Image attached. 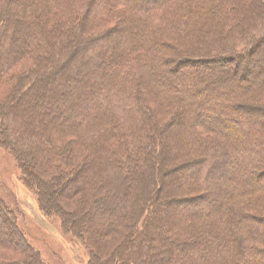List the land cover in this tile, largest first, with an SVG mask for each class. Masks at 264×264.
<instances>
[{"label":"trees","instance_id":"obj_1","mask_svg":"<svg viewBox=\"0 0 264 264\" xmlns=\"http://www.w3.org/2000/svg\"><path fill=\"white\" fill-rule=\"evenodd\" d=\"M43 15L47 16V22ZM98 16L103 17L102 21L113 18L115 22L109 23L116 26L130 20L132 28L125 31L120 44L119 40L111 44L107 40V33L111 31L98 33L101 30L97 27L99 22H92ZM209 24L212 26L205 27ZM199 26L204 30L202 36L194 41L185 40L188 50H181L183 38L195 34ZM121 31H118L119 39ZM173 45L176 51H171ZM197 49L206 50L205 55L191 61H198V64L205 61L220 69V64L230 63L236 57H248L247 61L252 62L250 58L259 53L264 59V0H0V94L7 88L0 104V116L6 110L0 118L4 127L0 132V146L10 148L11 145L20 161L26 156L56 173L63 174L64 166H72V176L66 178L64 188L72 187L73 193L79 194L91 192L94 197L89 199L88 206H92L93 214L100 215L106 222L109 233L121 229L129 220L124 212L130 205L123 197L127 194L128 183L138 178V167L143 171L149 166L148 177L153 183L151 160L158 168L165 165L170 158L169 140L181 133L191 140L192 149L200 150L207 160L203 166H199L201 159L189 161L187 166L193 171L184 175L183 181L206 187L207 183L220 178L226 184L214 192L204 212L199 205L193 206L191 212H173L178 217L183 215L179 217L182 219L180 224L169 212L166 221H161L165 224L163 234L158 233L155 241L145 243L152 252L150 258L143 260L147 264H214L215 259H221L223 264H264V216H247L244 211L253 202L242 198L263 185L256 179L254 169L264 161V150L259 151L258 147L264 148V138L257 136L260 133L264 136V110L230 104L226 108L228 114L239 108L245 112L239 124L219 115L210 119L203 113L216 106V98H211L198 106L195 104L198 109L187 119L190 121L187 124L183 114L190 106L188 98L198 91L195 88L198 78L181 86L180 80L184 76L175 68L167 67L170 64L167 56ZM38 50H42L44 57H37L35 66L25 70L16 83L15 77L20 75L16 72L19 63L33 61ZM87 51L91 53L82 63L78 57ZM183 59H178L177 63ZM70 66L75 70L65 79ZM80 66L83 67L80 69ZM79 72H88L90 82L96 84L88 91L87 107L80 114L78 107L82 100L75 105L71 100L66 102L69 82ZM23 78L27 82L20 88ZM222 80L218 78L217 81ZM53 88L58 90L57 93L60 91L61 97L54 108H63L66 118L63 120L56 115L46 123L41 121V127L34 131L32 118L22 116L20 106L27 99L38 101L45 89ZM157 88L164 92L153 110L170 114V117L150 121L154 112L144 104L145 97ZM238 89L239 86L230 87L226 93H238ZM260 96L264 98V91ZM46 111H49L47 107L41 116L46 115ZM88 114L96 126L92 135L85 142L72 135L64 145L54 149L52 140L57 133L75 125H86ZM198 125L202 126L200 130L195 128ZM205 129L207 132L219 130L221 140L201 135L199 131L203 133ZM161 134L162 145L158 139ZM172 146L179 147L177 144ZM228 167L234 169L233 177H226ZM229 181L232 183L227 186ZM44 187L40 184L36 192L41 212H44ZM95 190H101L102 197L95 195ZM111 190L114 193L108 199L106 194ZM0 211V245L9 249L17 247L21 251L16 246L23 243L20 232L11 221L8 223V213L3 209ZM196 217L202 220L216 218L220 232L209 231L205 241L189 243L192 239H200L197 226L191 223V218ZM170 218L173 221H169ZM83 224L86 227L89 221L86 219ZM77 225L82 223L70 221L68 229L83 243L81 235L74 229ZM177 225L190 229L183 235L182 243L174 240ZM146 234L149 233L143 230L142 235L146 237ZM13 235L18 236L20 242ZM141 239L139 242L142 243ZM139 245L137 243V247ZM212 246L215 247L214 254ZM22 250L30 261L27 264H43L31 247L25 246ZM92 257L88 251L86 264H93Z\"/></svg>","mask_w":264,"mask_h":264},{"label":"rangeland","instance_id":"obj_2","mask_svg":"<svg viewBox=\"0 0 264 264\" xmlns=\"http://www.w3.org/2000/svg\"><path fill=\"white\" fill-rule=\"evenodd\" d=\"M44 15L43 18H45L47 22L48 18ZM99 17L101 16H98L97 19H94L95 21L92 22H99L97 23V27L101 30H98V33H102L103 31H106L105 33H107V31H111L107 33V40L111 44L117 40H119L118 42L120 44L121 41H123L122 36L125 31L132 28L128 22L130 20L121 21V23L116 26L113 25V23H109V21L115 22L113 18L112 20L109 19L107 21H102L103 17ZM209 26L211 27L212 24L206 25L205 27ZM121 29L123 32L121 31V39H119L117 36H119L118 31ZM203 32L204 30L201 26H199L195 34L185 36L183 38L184 43L181 45V50H188L185 40L194 41L199 39V36H202ZM112 47H114V44ZM170 49L171 51H176L174 45L171 46ZM112 50L114 51V48ZM204 51L206 52L204 49H197L193 52L187 51L186 53L181 52L167 56L170 58V64L167 67L171 69L175 68L178 73H181L184 76L180 80L181 86H185V84L190 83L191 81L194 82L196 77L198 78L197 83H195V88L198 91L195 96H190L188 98L189 100L187 102H189L190 106L183 114L184 120L187 124H190V121L187 119L191 118V114L193 115V112L198 109V107L196 108L194 106L199 103L206 102V100L211 98H216V106L210 107L212 111L203 113L210 119L219 115L239 124V121L242 119L241 117H244L243 115L245 112L242 108H239L235 110L233 109V111L231 110L228 114V109L226 108H228L227 105L230 104L234 106H248L254 110H264V98H260L261 93L264 91V59L262 56L260 57L259 53L250 58L252 59V62L247 61L248 57L241 59L236 57L234 58L235 60L230 63L220 64L222 68L220 69L218 68L219 66L215 68L216 65L204 63L205 61L200 64H198V61H191L197 60V58H202L201 55H205ZM90 53V51H87L84 55H79L78 58L82 63H84L86 57L89 56ZM235 54L237 53L235 52ZM34 55L33 61L29 59L19 63L16 72L20 75L15 77L16 83H19V77L25 70L32 68L33 65L35 66V63H37L35 59H37V57H44L42 50L36 51ZM182 58H184L183 60H180L182 62L177 63L179 61L178 59ZM206 66H208V68ZM81 67L83 66H80V69ZM85 68L84 70H86ZM199 69H204V71ZM74 70L75 68L70 66L69 70L66 71L67 73L65 72V79L67 76L73 75L72 71ZM87 75L88 72H79L78 76L73 77L71 83L69 82L71 85L69 86V90H67V103L71 100L72 104L75 105V103L78 102L79 104L82 100L79 105L80 107H78L79 114L82 113L81 111L85 106L87 107V101L89 100L88 91L91 88H94V83L90 82L91 76L89 78ZM201 75L204 77L202 78ZM177 77L179 78V76ZM189 78L190 80H187ZM218 78L224 80L218 82ZM26 82V78H23L22 83L20 81V88H23V85L26 84ZM95 85L96 84H94V86ZM234 86H239L238 93H234V91H230L229 94L226 93L230 87L233 88ZM6 90L7 88L5 90H1L0 104L7 93ZM57 91L58 90L56 88H53L52 90L45 89L42 96H39L38 101L34 102V100L27 99L20 106L22 116L32 118L34 131H36L38 127H41V121H45L46 123V121L53 120L56 115L60 118L63 117L62 119L65 120L66 111L63 112V108H54V104L58 103L61 99L59 94L60 91L58 93ZM163 92H161L160 88H157L155 92L150 93L147 98L144 96V104L153 110L156 106V101L161 100ZM82 96L83 99H81ZM84 103L86 105H84ZM46 107L49 111H46V115L41 116V114L46 110ZM89 109L91 110V108ZM224 110L226 112H224ZM1 112H3L2 109ZM153 112L154 115H152L150 121L159 120L160 117L164 116L170 117V114L164 115L161 111L156 112L153 110ZM4 113H6V110L2 113L0 118L4 116ZM158 113H160V115ZM220 113L222 115H220ZM67 114L68 113H66V115ZM88 115L89 121L87 120L86 125H84L85 127L83 125H75L67 131L57 133L55 138L52 140V143H54V149L57 145L59 147L64 145V141L71 138L72 135H76L80 140L85 142V139L92 135L93 128L96 127L94 125L95 122L90 118L91 114ZM240 126L241 125H239L238 129H240ZM201 127V125H198V127L195 128L196 130H200ZM2 129H4V127L0 121V132ZM199 132L201 135L214 138L216 141L221 140V138H219L220 136H218L221 134L219 130H215V132H207L205 129L203 133L201 131ZM242 132L244 133V130H242ZM181 135L182 134L180 133L178 136H173L174 138L169 140L168 146L170 158L166 163H164L165 165L158 168L154 164L155 162L153 163L151 160L150 164L153 165H150L152 167L151 175L152 180H154L153 183L148 177L149 166H147L143 171L140 167H138L140 171L138 173L139 176H137L138 178H136V181H132L130 184L128 183L127 194L123 197L128 200L130 205L129 209L124 212L125 217L129 220L121 229L109 233L106 232V222L104 223L101 220L102 217L100 215L93 214L92 206H88L90 203L89 199L94 197L92 193L87 192L79 194L77 191L73 193L72 187L64 188L65 186L63 185L67 182L66 178H70L72 176V166H64L63 169L65 170V173L63 174L61 172L56 173L53 169L46 167L45 164L43 165V163H41L39 165L37 164V161L31 160L26 156L24 157V160L20 161L15 152L12 151L11 145L10 148H3L0 146V210L3 209L8 213V216L10 217V219H8V223L11 221V224L15 226L18 232H20L22 236L20 240L23 242L21 243L19 241L18 236L13 235L20 242L19 245L16 246L21 248V251L17 250V247L9 249L0 245V264L29 263L30 261L27 254L24 255L22 252V247L25 248V246L26 248L27 246L31 247L37 253L43 264H86L88 260V251H90L93 256V264H147V261H144L143 259L150 258L152 250L150 247L146 248L144 245L146 242L155 241L158 233L163 234L164 231L162 226L165 224L162 225V222H164V220L166 221V217L169 212H172L171 215L174 216V220L180 224L182 221L180 218L183 215L179 216V218L176 214L173 215V212H191L193 210L192 207L196 205L201 206L202 210L204 208L206 209V203L211 199L214 192H216L219 188H224L226 184V182H222L220 178L213 180L210 184L206 181V187L200 186L198 183L193 184L192 182L183 181L184 175L193 171L192 167L190 168L187 166L189 161L194 158L201 159L202 163L199 166H203L207 163V160L203 157L200 150L192 149V146L190 145L191 140ZM257 136L264 138L261 133ZM162 137V134L158 137L161 145L164 140ZM173 143L177 144L180 148L172 146L175 145ZM258 147L259 151L264 150L262 146ZM156 168L157 171H155ZM228 169L230 170L226 177H233L234 173L232 171L234 169L231 167H228ZM254 170L256 179L261 181L263 185H258L249 192L247 197H242L246 201L251 200L253 202L251 207L246 210L244 209V212L247 216L254 215L263 217L264 161ZM28 172H30V176L28 175ZM60 174H62V177H60ZM64 174L65 176H63ZM231 181L227 182V186L232 183ZM126 182H128V179ZM40 184L43 186L45 185L44 188L46 191V195H44V198L42 199L44 212H41V209L39 208L36 195ZM158 186L159 190L157 191L156 189ZM239 187H241V185H239ZM113 193V190L108 191L106 194L107 198L110 199ZM94 194L101 195L102 197L101 190H95ZM229 199L230 202L233 200L231 196ZM120 201L121 199L118 203H120ZM116 206L118 207L119 204H116ZM204 211L205 210H203V212ZM120 212L122 213V211ZM86 219L89 221V227L88 225L86 226L88 227V230H86L87 228L83 224V221ZM172 219L173 218H170L169 221H173ZM216 220V218H208L204 220H202L201 217L191 218V223L194 224V227L197 226L196 228L199 231L198 235L200 239H192L189 243L194 241L198 242L199 240L205 241L207 232L209 231L210 233H219L220 226L217 224ZM70 221H73L74 223H82V225L74 226V229L81 235L83 243L74 238L72 233L69 232L68 222ZM1 225L2 224H0V230ZM157 228H160V230H157ZM175 229L174 240L178 243H182L185 239L183 238V235H185V233H189L190 229H188L187 226L180 225H177ZM143 230H146V233H149L146 234L147 236H150L149 238L142 235ZM155 230L159 232H156ZM129 239L131 240L127 241ZM139 239L143 242H139ZM137 243L140 244L138 247ZM167 243L168 242H165V244ZM214 249L215 247L212 246L211 251L213 252ZM170 258L175 261L173 255H170ZM214 262V264H223L221 259H215ZM225 264H227V262Z\"/></svg>","mask_w":264,"mask_h":264}]
</instances>
